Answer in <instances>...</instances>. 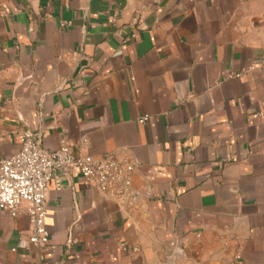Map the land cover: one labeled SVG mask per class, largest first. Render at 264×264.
<instances>
[{"label":"crops","instance_id":"0c3cea01","mask_svg":"<svg viewBox=\"0 0 264 264\" xmlns=\"http://www.w3.org/2000/svg\"><path fill=\"white\" fill-rule=\"evenodd\" d=\"M23 132L137 197L49 181L48 244L0 209V264H264V0H0V161Z\"/></svg>","mask_w":264,"mask_h":264},{"label":"built area","instance_id":"2783aa9c","mask_svg":"<svg viewBox=\"0 0 264 264\" xmlns=\"http://www.w3.org/2000/svg\"><path fill=\"white\" fill-rule=\"evenodd\" d=\"M147 120L143 117L139 123ZM86 143V139H81L80 148ZM132 170V165L109 155L97 158L77 154L64 140L59 142L56 150L46 151L37 137L30 132H23L19 137L17 153L0 161V209L15 217L21 205L27 204L29 235L18 246L42 248L49 240L44 206L49 181L59 190L62 177L77 172L92 181L101 193L117 199L134 200L137 193L131 188Z\"/></svg>","mask_w":264,"mask_h":264}]
</instances>
